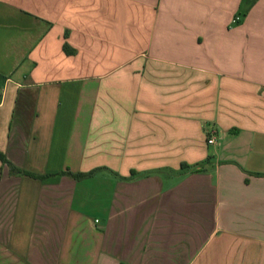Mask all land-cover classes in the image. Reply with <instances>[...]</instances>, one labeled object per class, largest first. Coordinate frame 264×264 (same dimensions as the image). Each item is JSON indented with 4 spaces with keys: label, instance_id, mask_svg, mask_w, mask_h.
<instances>
[{
    "label": "crops",
    "instance_id": "1",
    "mask_svg": "<svg viewBox=\"0 0 264 264\" xmlns=\"http://www.w3.org/2000/svg\"><path fill=\"white\" fill-rule=\"evenodd\" d=\"M0 152V264H264V0H0Z\"/></svg>",
    "mask_w": 264,
    "mask_h": 264
},
{
    "label": "trees",
    "instance_id": "2",
    "mask_svg": "<svg viewBox=\"0 0 264 264\" xmlns=\"http://www.w3.org/2000/svg\"><path fill=\"white\" fill-rule=\"evenodd\" d=\"M0 160L3 161L4 163L8 164L10 166V170L13 174H26V175H29L31 177H34V178H37V179H45L47 177H49V175H44V176H39V175H35L33 173H29V172H26V171H23V170H20L16 167H14L7 159L6 157L0 152ZM95 173V171L93 172H90V173H80V174H76V175H73L77 180H83V179H86V178H89L91 176H93Z\"/></svg>",
    "mask_w": 264,
    "mask_h": 264
},
{
    "label": "built area",
    "instance_id": "3",
    "mask_svg": "<svg viewBox=\"0 0 264 264\" xmlns=\"http://www.w3.org/2000/svg\"><path fill=\"white\" fill-rule=\"evenodd\" d=\"M240 20H241L240 17H236L234 19V22H239ZM207 135H208V138H207L208 145H214L217 143V135H216L215 131H213V130L209 131Z\"/></svg>",
    "mask_w": 264,
    "mask_h": 264
}]
</instances>
